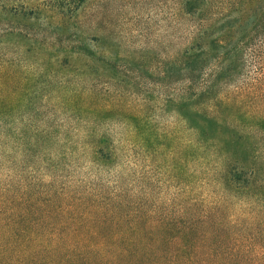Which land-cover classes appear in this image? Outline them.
Wrapping results in <instances>:
<instances>
[{"label":"trees","instance_id":"1","mask_svg":"<svg viewBox=\"0 0 264 264\" xmlns=\"http://www.w3.org/2000/svg\"><path fill=\"white\" fill-rule=\"evenodd\" d=\"M75 2L70 19L85 0ZM178 4L183 43L163 71L145 73L173 92L147 103L148 88L128 105L76 78L101 75L86 36L52 39L51 56L68 55L52 62L50 85L34 83L22 70L47 72L48 39L1 18L48 27L66 14L0 0V264H264V213L254 233L227 231L222 205L207 201L212 185L249 203L264 189V0ZM31 49L41 56L28 63ZM75 61L83 67L69 75Z\"/></svg>","mask_w":264,"mask_h":264},{"label":"rangeland","instance_id":"2","mask_svg":"<svg viewBox=\"0 0 264 264\" xmlns=\"http://www.w3.org/2000/svg\"><path fill=\"white\" fill-rule=\"evenodd\" d=\"M75 1L41 0L43 6L48 9L63 7L60 9H63L66 17L60 16V24L55 26L53 23L50 24L49 16L48 27L39 19L28 18L19 14L1 18L3 23L10 20L9 23L22 36L29 35L31 39L38 42L44 38L48 39L47 72L44 73L37 64L24 68L22 71L31 75L35 73L36 76L40 77L34 82L36 84L50 85L52 83L50 81L53 71L52 62L62 61L68 55L64 51L58 50L55 57L51 56L50 43L52 39L68 40L74 34L82 38L86 36L88 44H94L95 51L103 59H98L92 64L95 72L101 74L99 77L94 76V79L88 77L85 81L81 80L85 77H76L83 82L84 86L99 89L104 95L102 98L107 101L128 105L143 103L148 92L145 89L151 88L153 90L152 98L147 97L146 102L162 103L163 95L169 91L173 92V90H166L161 84L151 82L145 73L163 71L167 66V61H173L183 43L182 37H184L186 23L178 15V0H85L79 7L76 18L70 19L67 15L70 16V11L75 9ZM26 5V9H29L30 4ZM24 53L25 56H28V63L31 59H38L41 56L33 49ZM82 67L80 61H75L74 65L67 68L69 70L65 72L69 75H75L81 71ZM123 71H126L127 75L130 74L131 77H127L124 81L114 78L109 81L106 78L107 73L117 75L118 72ZM46 77L48 80H44ZM171 86L173 89L176 87L175 84ZM147 106H151V104ZM158 109V107L153 108L154 112L150 114H154L163 120H171L174 117L172 112L162 114L158 112ZM256 151L257 159L264 158L262 145L256 147ZM261 173L264 175V168ZM241 174V180L247 176V172L244 175V170ZM260 190L263 191L256 196L260 197L258 198L259 202L249 203L251 199L232 197L228 191L222 193L216 186L212 185L207 191V201H210L211 206L214 207L218 203L222 205L221 214L225 220L227 231L237 230L254 233L257 230L255 225L257 219L254 217V213H264V208L260 209L258 206L261 205L260 200L264 198V189L261 188ZM156 222L152 220V224L146 227L152 228ZM212 229L217 234L215 225H212ZM227 243L229 244L230 241L228 240Z\"/></svg>","mask_w":264,"mask_h":264}]
</instances>
